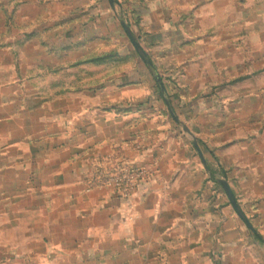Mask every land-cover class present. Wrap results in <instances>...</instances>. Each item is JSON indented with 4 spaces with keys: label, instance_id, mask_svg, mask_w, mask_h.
I'll list each match as a JSON object with an SVG mask.
<instances>
[{
    "label": "crops",
    "instance_id": "0c3cea01",
    "mask_svg": "<svg viewBox=\"0 0 264 264\" xmlns=\"http://www.w3.org/2000/svg\"><path fill=\"white\" fill-rule=\"evenodd\" d=\"M130 1L170 15L147 42L204 163L164 109L120 107L149 96L104 0H0V264H264L215 183L264 229V0ZM110 155L149 173L129 200L87 190Z\"/></svg>",
    "mask_w": 264,
    "mask_h": 264
},
{
    "label": "rangeland",
    "instance_id": "374dc122",
    "mask_svg": "<svg viewBox=\"0 0 264 264\" xmlns=\"http://www.w3.org/2000/svg\"><path fill=\"white\" fill-rule=\"evenodd\" d=\"M104 1H105L106 8H108V9L110 8L113 11L115 18L118 21L117 22V28H115V30H119V31L121 30L120 32H122V34H123L122 38L124 40L128 41V44L130 46V51L132 52V57L126 56L123 58V61L125 63L131 64L132 71L134 70L131 74H132V76H134L138 79L137 80L138 83L136 84V85H138V89L139 88L144 89L145 91L148 92V93L145 92L146 94H148L147 96H149V97L145 98L146 96L143 95L145 97H141L136 101L122 102L120 107L126 111H128L129 109H137L139 111H141V110H149V111L160 110L161 111L164 109L163 114H161V113L158 114L156 116L158 118L154 117V119H159L160 121L162 119L169 121V123L175 127L174 131H177L180 134L184 135V138L187 140L186 142L189 144V146H191V148H193V152L196 155V157L197 158L199 157V159H200L201 157L199 156L197 150L193 146V142L197 141V140L194 137L193 133H191V131L189 130L188 126L186 125V124H188V118H183L184 120L181 121L177 115H175L176 119L171 115L167 102L169 103L174 114H176L174 111V106L177 105L176 102L172 101L168 94L166 95V97L162 94L161 89H160V87H159V85H158V83L154 77V74L151 72V70L144 63L140 54L135 50L132 42L129 39V36L127 35V33L125 32V30L122 26V22H124L129 27L130 31L132 32V35L135 37V39L137 40V42L141 46V49H142L143 53L147 56V58L150 61H151V59H154L157 62V67H156L155 64L151 61L154 64L155 71H156L157 75L160 77L161 81L164 82L163 84H164V87H165L166 92H167L168 89L169 90L172 89L171 83H169V81L171 80V79H169V75H168L169 71L162 70V72H161V69H162L161 61H158V58L161 57L160 56L161 52H159V50H160L159 45L156 44L155 42H147L148 41L147 37H148L150 32L154 31V29L160 28V30H161L162 27L165 25V22H166L165 20L169 19L170 15L167 12H162L161 19H163V22L162 21L159 22V20L155 19V20H152L150 22L151 26H147V23H145L144 19H142V14H140L141 9L137 10L133 6V4H131L130 0H122L123 3H120L119 0H115L113 8L110 6L108 0H104ZM240 1H241V3H243L242 0H239V2ZM250 1H252V2L249 4H246V5L251 7V11L257 12L258 11L257 7H260V8L263 7L260 3H257V0H250ZM241 3H239V5L237 6L236 11L242 12L243 5ZM140 6H142V5H139L138 8H145V7H140ZM257 19L258 18L256 17V20ZM254 23L257 26L263 27V22L256 21ZM135 54H137L136 55L137 56V60H136L137 64L136 65H135L134 60H133V56ZM123 66L124 67H122V69L125 71V68H126L125 64ZM144 115H145V113H144ZM161 116H163V117H161ZM148 119H150V118L147 115L141 117L142 122H144L145 120H148ZM184 127L187 129V131L184 130ZM104 158H106L108 163L111 165H116V163H118V160L115 159L111 155L105 156ZM99 159H102V158L101 157L98 158L96 160V163ZM125 163H128L129 165H134L128 161ZM93 168H94V166H93ZM218 177L220 179L216 180L215 183L217 185L216 194L218 192L217 197L220 196L219 197L220 200L218 201L216 211H217L218 217H221L220 214H221L222 210L228 206L232 207V205H231L227 195L225 194L223 187L220 184V181H226L225 173L220 171L218 173ZM235 217L237 218V220H239L240 224H241V222L244 224V222L239 218V216L236 215V212H235ZM220 219H222V218H220ZM244 226L247 230H250L247 228V226L245 224H244ZM254 230H255V233L252 232L251 230L249 231V232L254 233L253 240H254L255 246L251 243V252L260 253L263 256L264 255V239H263L264 238V229H254ZM257 235L260 237V240L256 237Z\"/></svg>",
    "mask_w": 264,
    "mask_h": 264
},
{
    "label": "built area",
    "instance_id": "2783aa9c",
    "mask_svg": "<svg viewBox=\"0 0 264 264\" xmlns=\"http://www.w3.org/2000/svg\"><path fill=\"white\" fill-rule=\"evenodd\" d=\"M125 162L111 165L106 158L99 159L86 180L87 190L109 189L120 199H131L147 182L149 173L144 168Z\"/></svg>",
    "mask_w": 264,
    "mask_h": 264
},
{
    "label": "water",
    "instance_id": "95a60500",
    "mask_svg": "<svg viewBox=\"0 0 264 264\" xmlns=\"http://www.w3.org/2000/svg\"><path fill=\"white\" fill-rule=\"evenodd\" d=\"M110 6L113 8L115 0H108ZM122 26L125 30V32L127 33V35L129 36L130 41L132 42L135 50L140 54L142 60L144 61V63L147 65V67L151 70V72L154 74V77L161 89L162 94L166 97L167 92L166 89L164 87L163 81H161L160 77L157 75L156 71H155V67L153 65V63L147 58V56L143 53L141 46L139 45V43L137 42V40L135 39V37L132 35V32L130 31L129 27L122 22ZM168 104V108L169 111L171 113V115L176 119V116L173 112V110L171 109L169 103ZM184 130L187 131V129L184 127ZM193 146L195 147V149L197 150L199 156L201 157L202 161L204 162V158H203V154L202 151L199 147V145L197 144L196 141L193 142ZM221 186L223 187L225 194L227 195L234 211L236 212V214L239 216V218L244 222V224L247 226L248 229H250L252 232L255 233V230L251 224V222L247 219V217L245 216V214L243 213V211L241 210V208L239 207L237 200L233 194V192L231 191L228 183L226 181H220Z\"/></svg>",
    "mask_w": 264,
    "mask_h": 264
},
{
    "label": "trees",
    "instance_id": "16d2710c",
    "mask_svg": "<svg viewBox=\"0 0 264 264\" xmlns=\"http://www.w3.org/2000/svg\"><path fill=\"white\" fill-rule=\"evenodd\" d=\"M256 237L260 240V237L258 235Z\"/></svg>",
    "mask_w": 264,
    "mask_h": 264
}]
</instances>
